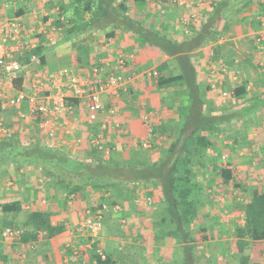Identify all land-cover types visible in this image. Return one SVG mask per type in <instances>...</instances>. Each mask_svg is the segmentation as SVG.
Masks as SVG:
<instances>
[{
  "label": "crops",
  "instance_id": "0c3cea01",
  "mask_svg": "<svg viewBox=\"0 0 264 264\" xmlns=\"http://www.w3.org/2000/svg\"><path fill=\"white\" fill-rule=\"evenodd\" d=\"M66 1L0 0V19L18 20L23 38L30 43L27 49L10 55L20 66L18 72H0V99L34 95L41 100L49 92L42 87L36 90L37 84L47 75L71 69L81 77L87 76L93 65H111L118 57H128L122 72L133 79L120 87L117 95L99 96L102 110L94 122L88 121L85 101L65 92L69 109L56 118L51 147L47 145V130L41 127L39 116L32 114L29 103L22 101L0 111V155L15 147L39 145L58 152L80 168L91 166L108 172L107 177L93 183L70 182V178L60 182L51 170L46 177L43 167L23 163L19 156L0 159V204L16 201L21 206L17 213L0 210V264H99L98 260H103L98 252L114 264H183L188 253L194 258L193 264H234V239L228 228L235 222L243 224L240 208L247 192L264 190V13L258 21L252 18L260 13L258 2L225 11L216 27L217 34H209L187 53L202 100L201 120L188 119L192 107L186 86L159 88L154 78L145 75L146 71H157L165 62L164 75H176L178 61L140 44L123 26L113 29L110 24L104 30L69 39L66 32L70 24L59 16L58 7ZM214 1L218 0H184L178 7L168 0H144L142 6L128 3L126 14L147 30H159L167 38L181 42L199 32L212 13ZM67 13L70 16L72 10ZM192 15L196 21L190 20ZM57 19L62 27L56 26ZM89 19V13H84V21ZM37 46L44 48L42 63L29 55ZM107 74L103 72V76ZM16 75L23 80L19 90L12 85ZM242 83L246 93L236 98L232 90ZM224 114L226 118H237L220 126L226 135L220 132L211 138L210 117ZM200 121L205 131L193 137L213 142L221 158L231 162L238 181L244 180L250 186H202L205 206L191 226L196 241L184 252L166 238L154 243L151 218L166 214L162 211L161 188L152 184L155 178L148 173V181L136 177L140 170L156 172L172 159L169 148L175 142L176 153H181V158L187 156L191 134L182 129ZM94 139L101 142L102 150L92 143ZM145 141L149 142L148 148L141 146ZM212 155L214 149L208 147L206 167L200 172L210 174ZM99 210L102 226L94 242H90L80 226L90 222ZM37 211L48 215L50 226L57 232L50 237L39 233L37 239L25 242L22 237L27 230V215ZM204 223L210 227L206 232L200 230ZM213 223L217 224L211 228ZM5 228L20 229V239L11 244L3 242ZM249 254L252 262L264 256V241L256 242Z\"/></svg>",
  "mask_w": 264,
  "mask_h": 264
},
{
  "label": "trees",
  "instance_id": "16d2710c",
  "mask_svg": "<svg viewBox=\"0 0 264 264\" xmlns=\"http://www.w3.org/2000/svg\"><path fill=\"white\" fill-rule=\"evenodd\" d=\"M256 1L261 9L259 11L260 13L253 14L252 18L258 21L262 16L260 14L264 13V0L214 1L211 6L212 13L199 32L189 40H181V42L170 39L169 37L167 38L159 30H147L140 22L127 16L128 3L142 6L145 3L144 0H121L119 2L117 0H73L67 4L60 3L58 7L59 16H64L70 24L66 32L69 39L93 30H104L105 26L110 24H112L113 29L123 26L128 33H132L138 38L140 44H147L150 47H154L163 56L165 55L173 61H178L181 70L179 69L176 75H164L165 68L168 64L167 62L157 68V76L154 78L156 80V86L159 88L171 87L176 84L186 86L189 92L190 106L192 107L189 111L188 119L202 120L204 119L200 111L202 100H200L199 92L197 91L199 88L194 83V68L189 62L187 53L201 45L209 34L210 36L217 34L216 27L224 19L223 14L225 11L231 10L238 5L249 7ZM68 10H72L70 16H67ZM86 12L89 13L90 19L84 21V13ZM58 19L56 26L62 27ZM43 49V46H37L29 52V55L37 57L42 63ZM22 81L20 75L14 76L12 78L13 87L19 90ZM245 93V84L242 83L233 88L231 94L236 98H241L244 97ZM234 117L237 118L235 115L226 118L225 114L219 117L211 116L210 137L214 138L216 134L220 132L224 133L225 129L220 126L228 123ZM204 129L201 121L195 125L184 126L182 130H190L191 136L189 140H192L191 143L186 144L187 148L191 149L188 150L189 153H187V156L181 158V153H176L175 150L178 142H175L169 148V154L173 157L169 159L170 161L168 160L158 171L153 173L150 170H140L138 173L140 175L136 177L138 179L145 178L148 181L150 178L145 174L148 173L153 179L155 178L152 184L160 186L161 188L162 202L164 204L162 211L166 212V214L160 215L156 219L151 218L150 225L154 236V243H159L162 239L166 238L175 242L177 247L181 246L184 252L187 248H190V244L196 241L192 235L191 226L205 206L206 195L202 186H232L233 188L250 186L244 180L238 181V174L233 169L231 162L221 158V154L213 146V142L207 141L204 137H193L205 131ZM208 147L214 149L215 152V155L210 156L209 175L200 172V169L206 167L205 151ZM9 151L5 154L2 153V156L0 155L2 161L11 160L14 156H19L23 163L43 167L46 177L50 175L48 170H51L53 177L57 178L60 182L70 178V182L93 183L97 182L99 178L107 177L108 173L107 171L102 172L103 168H91V166H83L80 168L72 160H68L58 152L39 145H29L21 149L20 147H15V149ZM167 166V171L164 172L163 169ZM80 185L78 184L77 186ZM247 196L240 208V212L243 214V224L239 225L235 222L228 228L231 232H229V235L234 239L231 257L234 264H264V256L261 255L258 261L252 262L251 255L249 254L252 246L256 242L264 241V190L253 189L250 193L247 192ZM0 210L2 213H17L21 210V206L18 202L12 201L0 204ZM216 224L213 223L211 228H214ZM25 225L27 230L22 237V240L25 242L37 239L39 233L50 237L57 232L55 228L50 226L48 215L43 212L37 211L29 213ZM209 229L210 227L205 223L200 227V230L204 232ZM187 255L188 259L185 258L183 264H193L194 258L189 253ZM98 263L114 264L109 258H105L103 261L98 260Z\"/></svg>",
  "mask_w": 264,
  "mask_h": 264
},
{
  "label": "built area",
  "instance_id": "2783aa9c",
  "mask_svg": "<svg viewBox=\"0 0 264 264\" xmlns=\"http://www.w3.org/2000/svg\"><path fill=\"white\" fill-rule=\"evenodd\" d=\"M117 1L119 2L121 0ZM168 2L178 7L184 4V0H168ZM191 19L196 21V16H190V20ZM60 20L63 21V18ZM23 33L21 24L18 20L0 19V72L19 71L20 66L18 62L12 60L10 55L30 45V43L24 39L25 36ZM127 60L128 57H118L111 65H93L89 69V74L83 77L71 69H62L55 74L47 75L43 82L40 81L37 84L36 90L42 87V89L47 88V92H49L43 95L41 100L37 99L34 95H18L13 99H0V111L15 107L22 101L29 103L32 114L39 116L41 127L47 130V132H45L47 145L51 147L55 137L54 128L56 118L69 109L65 92H72L73 98L85 101L88 121L94 122L99 112L102 110L99 96L105 93L117 95L118 89L133 79V76L125 75L122 72V68L126 65ZM103 72L108 73L107 76H103ZM145 75L149 78H155L157 72L155 70H150L146 71ZM20 118L23 119L24 115H21ZM2 129L3 126L0 123V130ZM92 143L98 150H102L101 142L98 139L92 140ZM141 146L143 148H148L149 142L145 141ZM147 202L150 203V199H148ZM101 211L102 210L97 211L90 222L80 226L82 234H84V237L88 238L90 242H94V239L101 229ZM1 235L3 242L11 244L20 239L22 231L20 229L5 228ZM97 255L101 260H104L101 252H98Z\"/></svg>",
  "mask_w": 264,
  "mask_h": 264
},
{
  "label": "rangeland",
  "instance_id": "374dc122",
  "mask_svg": "<svg viewBox=\"0 0 264 264\" xmlns=\"http://www.w3.org/2000/svg\"><path fill=\"white\" fill-rule=\"evenodd\" d=\"M72 1H73V0H72ZM72 1H71V0H67V1H66V4H67V3H71ZM152 3H155V2L153 1ZM67 14H69V13H67ZM67 16H69V15H67ZM226 102L228 103V101H226ZM218 134H219V133H218ZM224 135H226L225 132H224ZM222 136H223V135H222ZM224 137H225V136H224ZM237 158H238V157H237ZM237 158H236V159H237ZM237 179H238V178H237Z\"/></svg>",
  "mask_w": 264,
  "mask_h": 264
}]
</instances>
